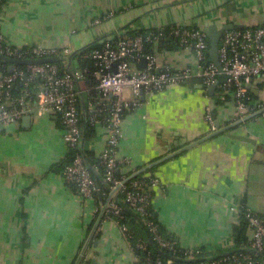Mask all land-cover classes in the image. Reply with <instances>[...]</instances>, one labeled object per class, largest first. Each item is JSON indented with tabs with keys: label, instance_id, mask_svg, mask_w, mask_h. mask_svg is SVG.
I'll use <instances>...</instances> for the list:
<instances>
[{
	"label": "crops",
	"instance_id": "0c3cea01",
	"mask_svg": "<svg viewBox=\"0 0 264 264\" xmlns=\"http://www.w3.org/2000/svg\"><path fill=\"white\" fill-rule=\"evenodd\" d=\"M207 22L262 25L264 0H8L0 9V32L9 44L69 48L71 53L108 37L174 24L204 30ZM154 55L158 69L190 67L196 72L191 48L163 47ZM251 87L264 104V76ZM215 91L209 93L192 76L161 91L142 92L140 105L123 117L117 156L128 164L119 165L117 174L124 179L168 154L177 138L189 143L211 132L206 107L220 124L237 120L233 99L218 104ZM30 107V123L20 119L0 127V264H74L114 187H108L95 162L90 166L105 188L96 199L74 191L51 169L69 152L56 114L38 116ZM228 132L252 141L223 132L150 168L159 180L150 191L161 235L181 248L201 247L208 256L237 249L234 232L240 216L229 209L232 203L244 201L264 220V112ZM107 136L102 124L90 137L82 127L81 146L96 161ZM109 204L128 214L127 228L134 219L141 228L136 229L148 235L130 209H124L120 189ZM111 210L89 240L82 264H134L131 242Z\"/></svg>",
	"mask_w": 264,
	"mask_h": 264
},
{
	"label": "built area",
	"instance_id": "2783aa9c",
	"mask_svg": "<svg viewBox=\"0 0 264 264\" xmlns=\"http://www.w3.org/2000/svg\"><path fill=\"white\" fill-rule=\"evenodd\" d=\"M1 3L2 0H0ZM168 27V33L178 38L181 47L191 48L194 52L197 59L195 73L190 67L158 69L156 56L144 52L145 41L155 42L166 34L164 26L155 31L147 30L146 33L104 38L101 41L102 46L92 49L89 53V56L96 60L98 68L94 75L98 78V84L95 92L92 93L86 88L81 89L79 85V92L84 101L88 103L86 111L88 123L93 126L102 124L108 131L106 143L97 156V166L101 168L104 180L112 187L121 184L123 180L116 177L118 166L128 164L127 160H121L117 156L122 138L123 117L127 109L140 105L141 91H161L169 85H179L192 76H196L205 88L216 85V90L222 98L226 92L232 91L231 96L238 119L250 112L245 102L249 90L247 84L264 76V24L243 28L235 27L223 32L218 46L221 71L207 57L208 38L201 28L179 24ZM0 54L12 59L24 60L48 57L66 58L71 51L69 48L60 49L33 44L15 46L9 44L0 32ZM143 57L146 59V64L138 68L137 63H141ZM114 65L116 66L115 71H113ZM28 70V81L41 78L33 104L36 114L38 116L59 114L63 139L69 149L75 151L62 177L68 184L75 183L83 198L96 199L100 189L89 166L85 163L84 155L79 150L82 142V126L77 106L76 81L80 84V81L84 79L83 73L76 70L72 74L66 73L58 76L57 65L52 62L28 64ZM221 73L226 75V79L220 83L218 79ZM17 79H24L25 83L27 77L25 78L23 71L17 69L16 66L11 73H1L0 127L22 119L31 108L25 96L12 94V87ZM127 93L132 97L131 100L128 99ZM205 119L210 128L215 130L210 107H206ZM158 184L157 178L144 177L133 179L129 184H122L119 189L124 205L135 213L147 229L151 240L160 249L170 250L173 255L177 252L181 253V264H264V260L254 252L262 255L264 253V220L243 201L232 203L229 206L232 212L239 216L244 215L251 230V234L243 241L240 249L222 256H219L222 252L215 253L216 258H209L214 254L200 257L205 251L198 246L177 248L172 239H166L161 235L152 209L150 188ZM111 209L116 215L121 213V208L118 206H111ZM121 231L131 242L133 236L124 224H121ZM131 247L136 264H175L172 258L165 261L160 257L153 258L152 251L142 238H135L134 243L131 242ZM137 248L145 251L142 258L137 256L135 252Z\"/></svg>",
	"mask_w": 264,
	"mask_h": 264
},
{
	"label": "trees",
	"instance_id": "16d2710c",
	"mask_svg": "<svg viewBox=\"0 0 264 264\" xmlns=\"http://www.w3.org/2000/svg\"><path fill=\"white\" fill-rule=\"evenodd\" d=\"M7 1L8 0H2V3L0 4V9H1V6L4 5ZM168 28H169L168 26H164L166 34L161 36L157 41H155V42L154 41H145L144 42V52L145 53L154 54L155 49L159 50L163 47L168 49V48H173V47L179 46L178 38L175 37L174 35L168 33L169 32ZM157 29H159V27L153 28L151 30L155 31ZM136 33H146V30L145 31L139 30V31H136ZM101 41H102V39L100 41L99 40L95 41V42L89 44L88 46L82 48L81 50H79L77 52H72L66 58H60L59 60L52 62V63L57 65L58 76H63L66 73L72 74V73H74V71L78 70L79 72H82L84 75V79L82 81H80V84H79L80 88L81 89L86 88L90 93L95 92V87L98 84V78L94 75V72L97 70L98 67L96 65V60L94 58H92L91 56H89V53L92 49L101 47L102 46ZM208 43H209V41H208ZM68 57L71 59V61L72 60L74 61L73 62L74 67H72L70 64H67ZM207 57L210 60L209 53H207ZM65 60H66V63H65ZM7 66H8V63L4 62L0 59V71H1V73H3V74L9 73L7 71ZM137 67L142 68L141 63H137ZM16 68L23 71L25 78L27 77V80L25 79L26 80L25 83H27V85H25V83L23 82L24 79L23 80L17 79L15 84L12 87V94L15 96H25L26 100L32 105V104H34L36 93L38 90V83L41 81V78H34L33 80L28 81V76H29L28 64H19V65H16ZM76 91H77L76 92V94H77V106H78V109L80 112V124L82 127L86 128L87 136L90 137L95 133L96 126L90 125L88 123L87 114H86L88 103L85 102L84 99L80 96V93H79L80 90L78 88H76ZM231 93H232V91L226 92V94L222 98V97H220L221 95L218 92V90H216L215 96H217L220 99V100H216V103L221 104V103L228 101L230 97L232 98ZM245 102L247 104V107L250 109L249 110L250 112L255 111V110L264 106L263 103H260L257 101V97L254 95V93L250 89L247 92V99L245 100ZM84 109H85V113H84ZM56 119H57V122H60V125L62 126L61 118H60L59 114H56ZM79 150L84 155L86 161L89 162L88 164L94 166V164L96 162V167H98L99 171L102 173L101 168H99V166H97L98 160L95 161L92 158V156L90 155V153L88 152V150H86V149L83 150L82 146L79 148ZM74 152H75L74 149H69V152L66 155V157L62 161L52 165L51 169L62 175L65 167L68 164H70L72 154ZM89 168H90L91 174H92L93 178L95 179L96 184L98 185L99 189L102 190L103 188H105L106 185H105L104 181L102 180V178L100 177V175L95 173V171L93 170L92 167H89ZM146 172H148L149 174L148 175H147V173L139 174L133 179H141L144 177H153L152 176L153 169H149ZM128 173H127V175H125L126 178L132 172H130L129 174ZM116 177L121 179V176L118 175L117 172H116ZM133 179H131V180H133ZM131 180L127 181L126 184H129ZM107 185L109 187V184H107ZM69 186H71V188L74 191L78 192V187L75 183H71V184H69ZM240 202H242V201H240ZM124 209L126 210L125 207H124ZM122 216H124V218ZM127 216H128V214H126V212L125 213L121 212L118 215L119 223L124 224V222H125L124 219ZM155 219H156V217H155ZM130 222L132 223V225L130 226V228H128V230L131 232V235L133 236V239L131 241L132 243H134L135 238H142V240H144L147 243L148 248L152 251L153 258L160 257L163 261L167 260L168 258H172L173 262L175 264H181L182 263L181 260L174 259V258H180L181 259V253L177 252L176 255H173V253L170 250L160 249L157 246V244L153 240H151L149 233L146 236L144 233H142L141 231H138L136 229V227L139 229H141V228L138 226V224H136L134 219L130 220ZM248 227L249 226H248V222H247L246 218L244 217L243 214L240 215V221H239L238 225L235 227V232H234L235 243H236L235 248L238 249L241 246V243H243V241L249 237V236H247ZM159 231H160V228H159ZM176 246H177V248H180L177 244H176ZM135 252L139 258H142L145 255V251L142 249L137 248ZM238 252H241V251H238ZM206 255H208V254H205V252H204V254L200 255V257L201 256L206 257ZM263 256H264V253H263ZM134 264H136V263H134Z\"/></svg>",
	"mask_w": 264,
	"mask_h": 264
},
{
	"label": "water",
	"instance_id": "95a60500",
	"mask_svg": "<svg viewBox=\"0 0 264 264\" xmlns=\"http://www.w3.org/2000/svg\"><path fill=\"white\" fill-rule=\"evenodd\" d=\"M235 28L233 25L231 24H226V25H223V26H218L217 24L213 23V22H207L205 24V27H204V32L206 33V36L208 38V41H209V56H210V59L214 62V64L216 65V67L218 68L219 71H221V64H220V61H219V56H218V46H219V42H220V39H221V35L223 34V32L225 30H230V29H233ZM237 28H243L242 26H238ZM0 59L4 62H7L8 63V66H7V71L9 73L13 72L14 70V67L16 65H19V64H39V63H46V62H54V61H57L59 60L60 58L59 57H48V58H41V59H24V60H17V59H12V58H9L7 56H4L2 54H0ZM71 62V59L68 57V64H70ZM146 64V59L145 57L142 58L141 60V66H145ZM116 69V66L114 65L113 67V71H115ZM0 76H1V73H0ZM226 79V75L225 74H220L219 75V79L218 81L221 83L223 82L224 80ZM76 84H77V87L78 89L79 88V84L78 82L76 81ZM253 82H250L247 84V87H249V89L254 93H257L256 90H254L251 86H252ZM216 89V85H211L210 87H208V91L209 93H212L214 90ZM80 93V92H79ZM141 94H142V91H141ZM80 96L81 93H80ZM264 112V106L253 111V112H250L246 115H244L242 118H238L237 120L231 122V123H228L226 125H221L219 123V121L217 119L214 120V125H215V130H212L211 132H209L208 134L202 136L201 138H198L192 142H189L187 143L186 140L184 139H179L177 138L176 140H174L173 144L170 145V147L168 148L169 150H171V152H169L168 154L162 156L161 158H159L158 160L154 161V162H151L150 164H146L145 166H142L141 168H139L138 170L132 172L127 178L123 179L121 184H118L116 185L112 190H111V193L109 195V197L107 198V200L102 203V206H101V209H100V212L94 222V225L92 227V230L88 236V239L87 241L85 242L81 252H80V255L78 256V258L76 259L75 263L74 264H82L81 263V259H82V255L86 249V246L89 242V240L91 239V237L93 236V233L94 231L96 230L97 226L99 225L105 211L109 208H111L110 204H109V200L112 196V194L117 191L122 184H125L127 181L135 178L137 175L139 174H142L143 172L147 171L148 169L152 168L153 166L157 165L158 163L164 161V160H167L171 157H173L174 155L196 145V144H199L215 135H218L220 133H223V132H226L227 133V136H229L230 138L232 139H235V140H239L241 142H245V141H252L250 138L246 137V136H242V135H233L231 133H229L228 131L233 128L234 126L236 125H239V124H242L243 122H246L247 120L261 114ZM31 113L32 112H29L28 114L24 115L22 117V120L25 121V123H30L31 121ZM84 113H85V109H84ZM85 159V157H84ZM85 162L86 164L91 167L88 162L86 161L85 159ZM101 198V197H100ZM124 207L126 208V210H128L129 208L126 207L124 205ZM134 216L139 220V218L135 215V213L130 210ZM232 251L234 250H231V251H228V252H224L222 254H220L219 256H222L224 254H229L231 253ZM259 257H261L263 260H264V256L259 253V252H256L254 251ZM217 255L215 256H211L209 258H216ZM176 260H182L180 258H174Z\"/></svg>",
	"mask_w": 264,
	"mask_h": 264
}]
</instances>
